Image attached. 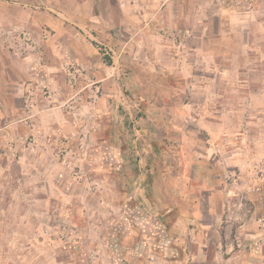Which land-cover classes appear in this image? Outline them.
Masks as SVG:
<instances>
[{
	"label": "rangeland",
	"instance_id": "obj_1",
	"mask_svg": "<svg viewBox=\"0 0 264 264\" xmlns=\"http://www.w3.org/2000/svg\"><path fill=\"white\" fill-rule=\"evenodd\" d=\"M153 3L0 0V264H264V0Z\"/></svg>",
	"mask_w": 264,
	"mask_h": 264
},
{
	"label": "crops",
	"instance_id": "obj_2",
	"mask_svg": "<svg viewBox=\"0 0 264 264\" xmlns=\"http://www.w3.org/2000/svg\"><path fill=\"white\" fill-rule=\"evenodd\" d=\"M117 1V0H116ZM118 1H120V4H122V5H127V2L128 1H131V0H118ZM153 1H156V0H147V2H148V5L149 6H151V7H153V6H155L154 5V3H153ZM204 89H203V91H205V90H207L209 87H208V85H205V87H203ZM204 99V98H203ZM211 98H208V97H206V101H212V100H210ZM199 158H201V159H198V162H199V164H206V156H205V154L204 155H199Z\"/></svg>",
	"mask_w": 264,
	"mask_h": 264
}]
</instances>
